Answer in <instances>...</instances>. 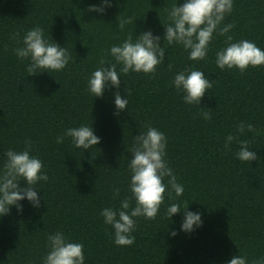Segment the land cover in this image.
<instances>
[{"label": "trees", "instance_id": "trees-1", "mask_svg": "<svg viewBox=\"0 0 264 264\" xmlns=\"http://www.w3.org/2000/svg\"><path fill=\"white\" fill-rule=\"evenodd\" d=\"M96 2L0 0V166L10 148L21 151L30 139L31 154L43 161L49 176L41 182L39 208L23 201L22 212L13 207L0 219V264H42L47 236L57 231L84 244L87 264H227L238 254L252 264L264 257V67L244 73L218 69L215 53L226 46L224 36H214L201 62L190 61L181 46L167 47L156 76L121 77V96L125 88L131 94L127 110L114 115L116 89L92 97L88 78L108 58V49L128 35L151 30L163 44L160 21L168 22L167 9L176 0H114L102 16L88 11ZM128 17L133 23L120 31L118 21ZM224 23L234 25L233 42L247 39L264 49V0H234ZM35 26L72 55L64 71L30 76L28 62L14 55ZM14 33H19L15 40ZM182 70L203 71L213 82L199 106L185 104L170 87ZM201 110H211V119ZM240 122L255 128L239 137L258 157L250 164L235 158L237 142L224 147ZM91 123L101 140L95 149L82 152L70 138L56 142L65 129ZM146 124L167 137L166 159L185 188L182 210L189 205V211H199L203 226L192 234L179 232L183 216L174 215L172 222L167 217L175 196L166 192L158 218H137L135 243L120 247L100 212L118 209L120 199L131 195V146ZM114 188L121 190L118 199ZM169 230L179 234L173 238Z\"/></svg>", "mask_w": 264, "mask_h": 264}, {"label": "clouds", "instance_id": "clouds-1", "mask_svg": "<svg viewBox=\"0 0 264 264\" xmlns=\"http://www.w3.org/2000/svg\"><path fill=\"white\" fill-rule=\"evenodd\" d=\"M114 0H97L89 4L88 11L104 15L113 6ZM234 9V0H180L167 9L168 22L162 24L164 29L163 44L161 37L151 30L140 34L128 35L119 44L112 45L106 59L100 61V66L88 78L87 91L92 97L103 98L107 89H116L114 94V115L127 110L128 96L131 94L125 88V95L120 94V82L123 75L129 73L156 76L159 66L164 65L167 47L181 46L188 53V59L201 62L207 59L214 36H224L225 47L216 51L215 63L218 69L233 70L244 73L250 67H264V49L256 43L244 39L233 42L229 33L234 28L231 23L225 24V18ZM137 20V19H136ZM135 20V21H136ZM160 20V19H159ZM133 23V18L118 21L120 31L126 25ZM19 33L10 37L15 40ZM20 46L13 49L14 55L21 62L27 61L26 71L30 76L40 73L62 72L73 62L72 55L66 47L54 42L45 29L35 26L28 30L19 41ZM172 65L169 63L168 68ZM213 86L206 74L200 70L176 72L170 87L181 96L188 105H200L206 92ZM205 120L211 119V110H201ZM146 131L133 138L131 146L132 158L129 161L130 181L128 191L130 196L120 199L119 208L106 207L100 212L103 223L110 226L116 246L129 247L135 243L137 218L143 217L155 221L161 207L165 204L166 192L174 193L175 202L168 204L166 215L172 222L174 215L182 214L183 219L179 232L192 234L203 226L202 214L199 211H189V205L182 210L185 188L174 170L170 167L166 156L168 141L163 132L148 124ZM251 123L240 122L236 125L235 134H228L224 147L230 149L234 142L239 145L235 158L239 162H250L258 159L247 140L239 137L254 132ZM259 134V133H257ZM70 138L72 145L82 152L95 149L100 144V138L95 135L92 123L69 127L56 138L58 144ZM32 153V141H25L21 151L9 149L0 166V219L10 215L13 207L17 212L23 211L21 202L27 201L33 208H39L41 197L38 193L41 182L47 183L49 176L45 171L43 161ZM165 180L167 182L165 183ZM23 185V186H21ZM120 189H113V198L120 197ZM135 202L133 206L132 202ZM179 233L169 230L171 237ZM47 253L42 257V264H87L85 246L82 242H74L62 231L47 236ZM227 264H249L246 255H234ZM252 264H264V257L252 261Z\"/></svg>", "mask_w": 264, "mask_h": 264}]
</instances>
